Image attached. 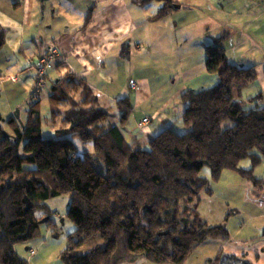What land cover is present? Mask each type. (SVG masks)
<instances>
[{"label": "trees", "instance_id": "trees-1", "mask_svg": "<svg viewBox=\"0 0 264 264\" xmlns=\"http://www.w3.org/2000/svg\"><path fill=\"white\" fill-rule=\"evenodd\" d=\"M172 1L149 19L166 16ZM226 38L205 47L207 71L217 82L181 94L188 129L166 128L146 148H134L109 123L86 80L72 74L53 83L48 114L40 99L22 123L0 116V264H29L14 246L37 237L43 219L52 222L46 201L63 194L71 195L67 217L76 226L59 254L64 264H120L125 253L154 264H186L207 238L228 240L225 222L209 225L199 212L201 193L210 191L202 171L209 168L214 181L224 170L235 171L264 191V177L254 173L264 161V95L252 98L263 102L252 109L235 103L232 87L241 95L257 74L254 66L227 60ZM117 108L124 125L133 111L130 97L119 99ZM46 125L56 128L45 136ZM246 159L248 168L241 165ZM96 235L101 243L75 253ZM207 264L247 262L219 253Z\"/></svg>", "mask_w": 264, "mask_h": 264}, {"label": "crops", "instance_id": "crops-1", "mask_svg": "<svg viewBox=\"0 0 264 264\" xmlns=\"http://www.w3.org/2000/svg\"><path fill=\"white\" fill-rule=\"evenodd\" d=\"M137 1L0 0V28L4 29L0 116L6 118L19 110L20 118H27L35 78L32 64L50 46H56L62 55L48 71L41 97L44 113L50 110L46 99L53 83L75 75L86 80L109 123L136 149L148 147L166 128L179 133L188 129L181 94L193 89L197 79L212 77L205 64V47L219 36H227L224 44L230 63L254 66V82L261 88L257 94L264 95V0H173L168 14L157 20L149 18L166 0ZM132 63L139 71L133 66L135 74L130 76ZM146 65L152 66L151 75L138 73ZM11 76L17 80L12 81ZM131 80L138 82L137 88L130 87ZM149 91L155 94V104H147ZM124 97H130L133 111L122 125L117 101ZM140 111L142 117L136 116ZM144 117L151 121L140 127ZM55 128L46 125L47 132ZM241 165L248 168L250 162L244 160ZM206 169L202 175L210 179V191L201 193L199 212L209 225L225 222L230 238H207L195 247L186 264H207L219 253L242 258L247 264H264V237H260L264 191L258 192L235 171L224 170L214 181ZM255 175L264 177L256 169ZM120 264L154 263L145 256L125 253Z\"/></svg>", "mask_w": 264, "mask_h": 264}, {"label": "rangeland", "instance_id": "rangeland-1", "mask_svg": "<svg viewBox=\"0 0 264 264\" xmlns=\"http://www.w3.org/2000/svg\"><path fill=\"white\" fill-rule=\"evenodd\" d=\"M133 66L135 67V70L139 71L138 70L139 68L136 65H134V63L130 64V67L128 69V73L130 76L135 74ZM151 67L152 66L150 65H146L144 66V68H141L143 69V71H140L138 73H143L146 76L151 75L150 74L151 72H149V69H151ZM209 74H211L212 76L211 78H215L216 80L215 74H212L210 72ZM211 78L202 77L192 82L193 89L199 90L203 87H208L212 85L213 83H215V80ZM260 90L261 88L257 81L248 84L247 87L243 90V94L241 95L238 94L236 86H233L232 91L234 93V101L236 104H238L239 106L245 109L255 108L257 105L263 104L260 100L251 99ZM152 91H153V88L151 89V92ZM151 92L149 91V94H148V96H150L147 100L148 105L155 104L152 101L155 99V94L151 95ZM147 97L144 99V101L147 99ZM144 101L141 104L142 109L146 108V105H144ZM46 104H47V99H46ZM44 112L46 111L44 110ZM139 115L140 117H142L141 111L136 113V116H139ZM130 117L132 116L130 115ZM229 125H230V121H227L224 123V126H229ZM44 135L45 136L47 135L46 126H45ZM78 143L81 144V142H78ZM83 145H82L83 147L87 148L91 146V143H87ZM245 161L250 162L249 159H246ZM255 169H256L257 174L260 172L264 173V161L260 163ZM208 171L209 169L208 170L206 169L204 172H208ZM250 184L253 186L251 182ZM258 192L262 193L263 191L258 190ZM70 202H71L70 194H63L57 197H53L46 201L47 205L53 211L52 222L50 224L43 222L40 227L41 232L37 237L15 244L14 249L18 256L26 259L29 264H64L61 261L59 254L63 249H65L68 246L69 235L73 233L76 228L75 224L67 217V212H68ZM99 242L101 243L102 239L100 238L99 235H96L88 239L81 246L77 247L75 249V253L82 254L86 252L89 248L97 245V243ZM31 249H35L37 251L36 255L30 254ZM38 255H40V259H37V257H39ZM165 264H170V263H165Z\"/></svg>", "mask_w": 264, "mask_h": 264}, {"label": "built area", "instance_id": "built-area-1", "mask_svg": "<svg viewBox=\"0 0 264 264\" xmlns=\"http://www.w3.org/2000/svg\"><path fill=\"white\" fill-rule=\"evenodd\" d=\"M61 52L56 46H50L46 51L41 53L34 61L33 68L35 70L34 83L30 92L29 104H32L41 99L47 88V75L50 69L55 68L58 60L61 58ZM12 81H16V76L9 77ZM131 88H137L138 82L136 80L130 81ZM151 121L150 117H144L140 122L139 126L144 127ZM35 249L30 250L31 255H36Z\"/></svg>", "mask_w": 264, "mask_h": 264}, {"label": "water", "instance_id": "water-1", "mask_svg": "<svg viewBox=\"0 0 264 264\" xmlns=\"http://www.w3.org/2000/svg\"><path fill=\"white\" fill-rule=\"evenodd\" d=\"M15 117L19 119L20 123H22V120L20 118V113H19V110H16V113H15ZM7 134V133H6ZM47 218L43 219L42 222L46 221Z\"/></svg>", "mask_w": 264, "mask_h": 264}]
</instances>
